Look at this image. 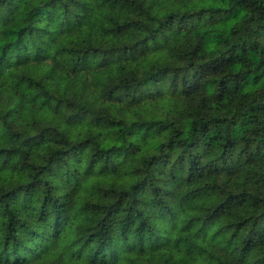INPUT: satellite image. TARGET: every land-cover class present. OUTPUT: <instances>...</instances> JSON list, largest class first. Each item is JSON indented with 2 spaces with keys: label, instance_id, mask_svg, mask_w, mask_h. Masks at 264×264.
I'll return each instance as SVG.
<instances>
[{
  "label": "trees",
  "instance_id": "trees-1",
  "mask_svg": "<svg viewBox=\"0 0 264 264\" xmlns=\"http://www.w3.org/2000/svg\"><path fill=\"white\" fill-rule=\"evenodd\" d=\"M0 264H264V0H0Z\"/></svg>",
  "mask_w": 264,
  "mask_h": 264
}]
</instances>
